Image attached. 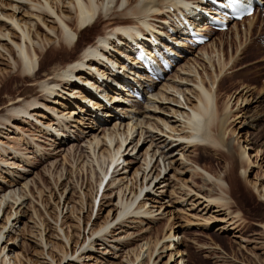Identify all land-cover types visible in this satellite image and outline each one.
<instances>
[{"label":"bare ground","instance_id":"obj_1","mask_svg":"<svg viewBox=\"0 0 264 264\" xmlns=\"http://www.w3.org/2000/svg\"><path fill=\"white\" fill-rule=\"evenodd\" d=\"M193 3L202 6L201 0ZM182 5L188 6L185 0H0V95L2 80L12 72L32 80L28 93L8 94L6 103L0 96V264H187L185 225L174 222L176 212H193L186 220L201 228L219 223L218 231L237 229L232 174L239 165L246 179L255 163L247 151L253 148L249 131H241L244 146L230 120L239 128L253 127L258 113L252 114V105L260 107L261 97L248 83L239 88L234 106L233 94L221 107L217 90L246 52L244 40L264 41L263 27L253 38L256 16L207 42L212 51L185 43L186 63L161 83L129 76L134 88H142L143 100L107 83L109 93L102 95L110 103L93 102L88 89L89 84L105 90L94 70H113L108 61L130 51L131 27L150 30L151 22L168 31L167 19ZM261 5L264 18V0ZM101 24L103 34L67 62ZM202 30L209 37L216 31L210 25ZM226 43L234 51L227 53ZM193 50L198 55L188 59ZM259 60L264 63V56ZM204 67L213 70L212 79L200 74ZM198 145L214 148V155L223 150L225 171L216 175L203 165L191 151ZM38 154L53 188L35 172ZM77 155L68 168L69 157ZM92 183L96 190L89 198ZM252 186L264 198V185ZM162 219L169 222L163 234L154 227Z\"/></svg>","mask_w":264,"mask_h":264},{"label":"rangeland","instance_id":"obj_2","mask_svg":"<svg viewBox=\"0 0 264 264\" xmlns=\"http://www.w3.org/2000/svg\"><path fill=\"white\" fill-rule=\"evenodd\" d=\"M262 10H260L259 13H255L254 15H252V16H256L253 26L254 28L253 38H255L256 36L255 34H257L262 27L264 28V23L263 24L261 23V19H264L261 17ZM103 26L104 24L97 26L96 29L93 30L88 37L86 36V38L80 44H78L76 49L72 52L71 58L66 59V61L69 62L70 60L78 57L84 46L93 43L101 35V33L103 34V30H104ZM226 31L228 30H225L224 32ZM222 32L223 31L210 32L209 34L210 39L207 42H211L212 39L221 37ZM240 32L243 33V31ZM249 37L251 38L252 36H248V38L244 40V42L248 45V48H246V52L242 54L241 60L237 63V65L231 66V68L227 70V72L223 76V79L219 83L220 89L217 90V93H218V101L221 107L224 106L226 99L234 94L232 100L234 106L236 100L239 97L237 93L238 91H241L240 89L243 86L249 83L248 85L256 87L257 91L255 92L257 95L255 96L261 97L260 98L261 103H257L258 105H260V107H258L257 109H255L256 103L252 105V114L258 113V115L256 116V118L257 117L258 118L256 119L254 117L257 121H254V123H252L253 127L245 126L239 128L240 124L237 123V121H233V118L232 120H230V122H232L230 128L232 127L238 128L236 135L238 134L237 136L240 138V140H242L244 146L247 145V141L245 142L247 137L248 140L251 139V143L248 147L251 148L253 147L254 149L253 148L248 149L247 151L250 154L252 161H254L255 165L249 167V172L246 179L242 178L239 175V171L241 169L240 168L241 166L239 165L236 168L237 171H235L232 174L233 185L234 183L235 185L231 192L233 196V201L231 203V206L233 211L238 213V216L235 217L234 219V221L236 220L235 221L236 222L235 227L237 226L236 230H226L224 232L218 231L217 227L221 225L219 223L212 225V227L208 226L210 227L209 229H207L208 227L205 226L201 228L199 225L194 223L193 225L190 222L188 224L186 218L188 216L189 218L190 217L192 218V216L190 215L193 214V212H189V210L186 209L184 211L180 210L181 211L180 213L179 212L175 213L176 216L173 219L174 222H178V224H183V226L185 225L184 226L185 228L182 229L181 231L186 232L183 233L185 234V238H186V245H184L183 249L184 250L186 249V251L190 253L188 256H186V258L188 259L187 264H264V227H263L264 198L260 197L255 192L252 186V184L255 182L258 183V185L260 183L264 185V63L261 60H259L264 56L263 53L264 41L262 40L263 41L262 42L261 39L254 40L256 42L249 41L250 39ZM263 37H264V33H263ZM207 42L203 46L207 47L208 44ZM203 46L201 45L200 47ZM225 47L227 53L228 51L233 50L229 48L227 51L228 48L227 43ZM207 49L209 51H212L210 46L207 47ZM197 55H198L197 50L196 51L193 50V53L188 52L187 54L188 59L193 57L195 58ZM186 60L187 57L186 59L181 58L178 61V65L175 66L173 70L170 71V73L168 74L169 75L172 74L171 76L176 75L178 73V69L181 68V64L183 65L184 62L186 63ZM66 61H64L62 64L65 65L67 63ZM252 62L253 65H250ZM254 63L256 64L254 65ZM246 65H250V66L247 67ZM37 69L38 67L36 68V70ZM208 71L210 72V74ZM212 71L213 70L210 67H204L202 69V72H200V74L205 79L207 78V76L212 79L213 78ZM231 71L233 72L231 73ZM181 76L183 77V75H180V77ZM189 78H194V77L190 76ZM31 82L32 80L29 77L23 76L17 72H12L10 77H8L7 81L2 80L3 83L2 92L0 95L1 103H6L8 101V97H7L8 94L12 97H17L19 95H24L26 91L28 93L31 90L30 88H32V86H30ZM90 109L93 108L91 107ZM24 129H27L26 132L29 134H35V132L32 131V128L29 125H26ZM241 131H243L244 134L247 131H249L247 137L246 135L241 136L242 135ZM11 136L20 137V135L17 136V134H12ZM10 139L5 138L4 140L7 141ZM10 141H14V139H11ZM21 143L24 144L23 141ZM213 149L214 148L210 146L198 145L192 147L191 151L194 150L195 151L194 153L198 155L200 162L203 165H205L208 169L210 170L212 169L213 172L216 175H218L219 174L218 171L221 172L225 171L224 167L226 165V161L224 160L226 159H224L223 155H221L223 154V150L222 151L218 150L217 152L219 155L218 154L214 155L216 151H214ZM42 155L38 154L33 159L34 163L41 162L39 163L40 165L37 166L35 172L37 171L42 175L41 177L43 179L42 178L41 179L44 180L42 182H44L45 185H48L51 188H53L54 187L53 181L50 180L49 176L44 175L43 161H42L44 160V158ZM77 157L78 155L73 156L72 158L69 157L70 160L67 161V163L69 164L68 168H72L74 166L73 163L75 162V160H77ZM230 169H232V164H228V170ZM72 178L75 179V176L73 175ZM81 178L83 179L82 173H81ZM201 181L202 179L199 180L200 183H202ZM208 187H207L208 189L210 188L214 189L212 186L210 187V184H208ZM94 188L96 190V184L92 183L90 190L87 191L86 193L87 197L90 198L91 195L93 196L92 192L94 191ZM214 192L217 193L218 191L215 190ZM89 193H91V195ZM95 193L96 191L94 192V194ZM46 194L48 195V192H46ZM75 194L76 196H79L81 194V190L80 191L76 190ZM99 200L100 198L98 197L97 207L95 209L93 219L98 211ZM188 207L184 206V208H188ZM168 224L169 222H167V219H162L159 222H157L154 227L156 230H159L161 234H163L161 230ZM254 224H259L260 226ZM255 233H259V234H255ZM243 239L248 240V242H243L242 241ZM120 260L122 259H114L113 261L120 262Z\"/></svg>","mask_w":264,"mask_h":264},{"label":"snow or ice","instance_id":"obj_3","mask_svg":"<svg viewBox=\"0 0 264 264\" xmlns=\"http://www.w3.org/2000/svg\"><path fill=\"white\" fill-rule=\"evenodd\" d=\"M234 2H235V0H234Z\"/></svg>","mask_w":264,"mask_h":264}]
</instances>
